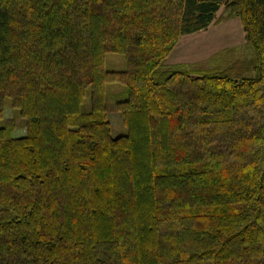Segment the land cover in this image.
<instances>
[{
  "label": "trees",
  "instance_id": "obj_1",
  "mask_svg": "<svg viewBox=\"0 0 264 264\" xmlns=\"http://www.w3.org/2000/svg\"><path fill=\"white\" fill-rule=\"evenodd\" d=\"M223 7L250 60L163 68ZM1 119L0 264H264V0H0Z\"/></svg>",
  "mask_w": 264,
  "mask_h": 264
},
{
  "label": "rangeland",
  "instance_id": "obj_2",
  "mask_svg": "<svg viewBox=\"0 0 264 264\" xmlns=\"http://www.w3.org/2000/svg\"><path fill=\"white\" fill-rule=\"evenodd\" d=\"M252 56L253 51L245 39L240 19L223 7L218 11L215 21L207 29L182 35L162 65L163 68L170 67L187 71L212 67L222 68L238 61L246 63ZM125 66V58L122 54L106 53V69L121 70ZM121 91H125V88L120 83L108 82L106 84L108 96L111 94L109 99L111 104L115 103L113 94ZM89 106L90 96L87 94L83 108L88 109ZM3 118L14 119L16 128L13 131V136H20L25 133L24 119L12 107L9 98L5 99ZM108 119L112 137H117L126 132L120 111L110 107ZM3 124L4 120L1 119L0 126Z\"/></svg>",
  "mask_w": 264,
  "mask_h": 264
}]
</instances>
